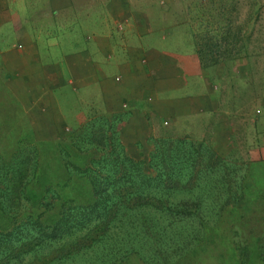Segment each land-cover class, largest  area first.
<instances>
[{
    "label": "rangeland",
    "instance_id": "1",
    "mask_svg": "<svg viewBox=\"0 0 264 264\" xmlns=\"http://www.w3.org/2000/svg\"><path fill=\"white\" fill-rule=\"evenodd\" d=\"M169 10L179 14L176 21L183 26L179 39L198 43L206 62L212 60L210 55L217 60L206 67L216 86L218 107L207 131L173 132L161 124L154 138L187 136L197 143L203 141L219 155L216 171L201 182L207 184L209 179L208 187L219 179L218 187H210L198 210L181 223H167L174 239L170 248L189 247L192 258L186 264H236L241 249L249 255L248 264H264V133L255 124L264 112V0H175ZM223 36L225 40H219ZM7 58L0 53V72L11 73L5 83L10 90L6 100L2 91L8 89L0 82V230L12 223H28L27 216L33 213L26 191L17 189L20 184L14 181L33 175L36 179V174L44 173L34 167L41 158L56 163L60 157L51 152L43 156L41 146L70 134L82 123L73 125V118L67 116L70 125L61 124L41 90L39 72L46 70L39 69L38 62L25 69L9 66ZM117 128L125 150L137 157L138 147ZM57 167L52 164L49 171L61 173ZM194 247L199 249L195 257ZM183 254L190 257L189 249ZM175 256L171 250L164 263H185V258Z\"/></svg>",
    "mask_w": 264,
    "mask_h": 264
},
{
    "label": "trees",
    "instance_id": "2",
    "mask_svg": "<svg viewBox=\"0 0 264 264\" xmlns=\"http://www.w3.org/2000/svg\"><path fill=\"white\" fill-rule=\"evenodd\" d=\"M195 46L204 66L217 62L211 52L206 62ZM10 74L0 72L4 90ZM9 91H2L4 100ZM120 119L110 114L86 118L70 134L41 146L43 156L60 157L57 164L51 162L62 174L50 172L52 164L41 158L34 167L44 173L14 181L26 191L35 218L28 215V223L0 230V264H165L171 250L185 258L184 264L191 262L189 247L170 248L174 239L167 223H181L198 210L210 187H218L219 179L208 187L209 179L201 182L216 171L219 155L187 136L150 135L136 145L134 157L120 139ZM187 248L190 257L183 254ZM248 259L241 249L236 264H248Z\"/></svg>",
    "mask_w": 264,
    "mask_h": 264
},
{
    "label": "crops",
    "instance_id": "3",
    "mask_svg": "<svg viewBox=\"0 0 264 264\" xmlns=\"http://www.w3.org/2000/svg\"><path fill=\"white\" fill-rule=\"evenodd\" d=\"M174 2L0 0V53L11 67L38 62L46 70L41 90L61 124L67 116L73 125L121 117L120 131L135 145L161 124L204 132L218 107L216 86L193 40L179 39ZM255 124L264 133V112Z\"/></svg>",
    "mask_w": 264,
    "mask_h": 264
}]
</instances>
